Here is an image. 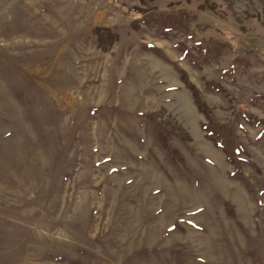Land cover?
<instances>
[{"label": "rangeland", "instance_id": "1", "mask_svg": "<svg viewBox=\"0 0 264 264\" xmlns=\"http://www.w3.org/2000/svg\"><path fill=\"white\" fill-rule=\"evenodd\" d=\"M0 264H264V0H0Z\"/></svg>", "mask_w": 264, "mask_h": 264}]
</instances>
